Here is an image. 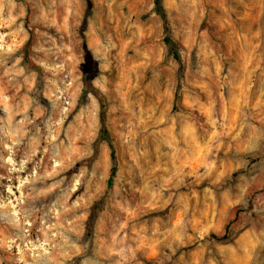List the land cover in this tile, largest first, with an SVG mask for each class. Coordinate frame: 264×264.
<instances>
[{"label": "rangeland", "instance_id": "rangeland-1", "mask_svg": "<svg viewBox=\"0 0 264 264\" xmlns=\"http://www.w3.org/2000/svg\"><path fill=\"white\" fill-rule=\"evenodd\" d=\"M160 5L0 0V264H264V0Z\"/></svg>", "mask_w": 264, "mask_h": 264}, {"label": "trees", "instance_id": "trees-1", "mask_svg": "<svg viewBox=\"0 0 264 264\" xmlns=\"http://www.w3.org/2000/svg\"><path fill=\"white\" fill-rule=\"evenodd\" d=\"M154 5L159 9V12L161 13L162 19H164V14L161 11L160 0H154ZM165 32H166V35L164 36V42L171 49L172 54L174 56V59L179 63V61H180L179 56L177 54L176 49L174 48V44H173L171 37L167 34L168 33L167 28H165ZM94 66H95V64L93 65V67ZM90 81H91V72L86 71L83 75L84 89H87V85L91 84ZM92 91L94 92V94L97 96V98L99 100L98 120H99L100 126L98 129L97 136H96L94 143H93V147H94L93 153H92L91 157H89V158H90V160L95 159L96 154L98 152L99 143L102 140H104L108 143V147L110 149V157L112 160H114V146H113V144L109 138V132H108V129L106 127L107 102H106L104 95L101 92L96 91V89H92ZM115 168H116L115 164H113L112 167L110 168V173H109V176H108L107 182H106L105 192L102 194V196L100 198L94 200L91 203V205L89 206V212L87 214L86 221H85V223H86V230H85V234H84V239L86 241L85 248L88 247L90 238L94 234V224H95L98 216L100 215V213L104 210V208L106 206V197H107V193H108L109 189L111 188V186L113 184ZM213 236H215V235H213Z\"/></svg>", "mask_w": 264, "mask_h": 264}]
</instances>
